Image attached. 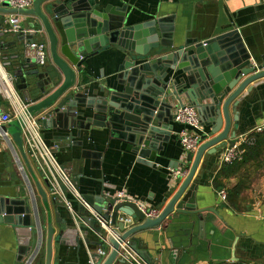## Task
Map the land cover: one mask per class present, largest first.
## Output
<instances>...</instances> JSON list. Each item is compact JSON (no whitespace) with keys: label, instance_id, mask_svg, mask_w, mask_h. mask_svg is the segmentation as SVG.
<instances>
[{"label":"crops","instance_id":"1","mask_svg":"<svg viewBox=\"0 0 264 264\" xmlns=\"http://www.w3.org/2000/svg\"><path fill=\"white\" fill-rule=\"evenodd\" d=\"M97 1L101 2V9L112 7L114 13L111 16L123 13V27L132 29L134 34L132 39L129 37L123 42L129 47L148 50L151 45L149 39L151 33L147 23L157 17L173 16L175 47L182 45L189 38L204 42L239 31L252 58L260 62L261 56L264 55V0ZM2 15L0 14V18ZM26 19L24 15L13 14L6 16L2 28L0 23V64H2L0 116L4 112H12L18 101L24 102L20 91L13 83L11 69L5 66V63L13 61L12 55L17 51L14 45L17 34L21 32L28 34L32 31ZM14 24H18L21 30L14 31L12 28ZM33 40L44 41L49 45L47 34L43 31L34 35ZM28 43L26 42L24 49L26 54L33 58ZM127 57V51L119 44L112 43L100 49L85 60L80 72L76 69V85L89 89L91 99L106 94L107 91H103L102 87L107 90L115 86L120 90L121 85L114 81L119 65ZM219 58L217 68L220 69L223 60L220 55ZM36 64L41 71L57 73L60 82L63 81V76L52 59L46 65H39L37 62ZM176 74L180 76L181 71ZM176 74L170 70L169 76ZM246 77L244 75L242 79ZM257 81L247 86L236 98L240 101L239 119L233 120L232 130L236 129L237 138L249 134L256 125L264 122V82L254 86ZM6 88L9 89L11 96L5 93ZM177 105L178 102L173 110H168V117L172 118ZM78 109H85V106L79 104ZM94 113L95 109H87L78 118L92 117ZM170 124L171 135L167 141L161 140L157 143L159 149L151 151L147 158L151 161L149 163L139 160L132 144L123 138L129 135L126 130L112 128L109 124L103 126L93 123L89 130H82L80 137L76 136L74 140H69L63 138L69 133L68 131L57 124L42 121L43 135L47 143L56 147L59 161L66 168L81 194L98 193L102 188L115 194L124 190L141 206L156 208L159 212L170 199L164 202L165 194L173 188L175 193L186 177V175L181 176L180 179L176 172L181 170L187 174L193 163L187 161V153L179 139L180 131L187 127L175 119ZM236 124L237 128L234 127ZM72 132L77 135V129L74 128ZM209 149L212 148L204 152L192 182H198L197 207H211V209L203 213L202 225L196 220L195 224L189 226L181 220L165 230L159 227L158 230L138 233L137 235L143 240L141 248L148 250L153 264H264V173L247 191L246 204L249 208L238 212L226 204L225 194L221 193L225 189L217 190L213 183L223 164L222 154L225 148H220L216 153H208ZM26 153L32 171L11 134L0 133V197L27 201L32 211L30 228L33 232L32 250L24 256L19 252L21 235L16 231L15 225L1 223L0 264H47L49 211L52 213L55 228L51 264L98 262V258L93 256L101 254L102 235L87 224L83 227L78 225L80 217L75 209L79 201L68 193V197L73 198L72 208H69L64 201L55 199L44 172L27 150ZM182 163L184 166H181ZM225 181L228 186H232L237 180L231 177ZM40 186L47 195L49 211ZM85 205L91 211L90 206ZM21 206L22 203L14 205L15 208ZM56 212L59 213L58 216ZM118 219L123 220L127 224L126 227L136 224L130 216L123 213L119 214ZM75 225L78 227H74ZM70 227L72 229H69ZM62 232L61 241L58 242L57 237ZM37 244L38 250L35 252ZM111 248L106 242V254L103 255V259L107 257ZM126 264L132 263L126 261Z\"/></svg>","mask_w":264,"mask_h":264},{"label":"water","instance_id":"2","mask_svg":"<svg viewBox=\"0 0 264 264\" xmlns=\"http://www.w3.org/2000/svg\"><path fill=\"white\" fill-rule=\"evenodd\" d=\"M113 13L110 6L101 9V2L97 0H33L27 8L0 4V14H3L1 28L6 16L21 14L27 17V24L32 29L28 34H17L14 40L17 51L12 55L13 61L5 66L10 67L15 88L28 104L27 113L47 114L44 120L69 132L64 139L80 137L82 130H89L93 123L109 124L112 128L126 130L129 135L123 138L132 144L139 160L149 163L151 161L147 158L151 151L159 149L157 143L167 141L171 135L170 122L174 114L172 118L168 117V110H173L177 102L181 105L189 102L196 108L202 126L200 146L195 153L187 154V161H192V166L175 193L173 188L165 194L164 202L170 199L158 216H147L138 201L130 196L120 198L105 188L98 193L82 194L84 202L79 201L75 209L80 217L78 225L87 224L103 237L105 235L112 247L105 259L99 253L93 256L98 258L96 264L126 263L131 258L128 250L147 264H153L148 250L141 248L143 240L137 234L159 227L165 230L181 220L189 226L196 220L203 224V213L211 207H197L198 182H192V178L208 148H212L208 153H216L220 148L233 146L238 140L236 129L232 130L233 120L239 119L240 101L236 98L251 83L259 80L255 86L264 82V55L260 62L252 58L239 31L204 42L189 38L175 47L173 16L157 17L147 23L151 33L148 50L129 47L123 42L134 37L132 29L123 27V13L111 16ZM42 31L49 39L51 59L63 76L62 82L57 73L41 71L35 58L25 52L26 42L33 41L34 35ZM112 43L124 47L128 56L119 65L114 81L121 85V89L111 86L105 90L102 87L106 94L91 99L89 89L76 85L77 71L83 69L88 57ZM219 55L223 60L220 69L217 68ZM170 70L174 74L181 71V75L170 77ZM244 75L247 77L242 79ZM79 104L85 109L79 110ZM91 108L95 109L92 117L78 118ZM23 125L22 118L12 119L0 124V133L11 134L32 171L24 145ZM234 127L237 128V124ZM74 128L77 135L72 132ZM46 181L49 184L48 179ZM40 190L49 211L47 195L41 186ZM15 203H22V206L15 208ZM120 213L130 216L136 224L126 227L127 224L118 219ZM31 214V207L25 199L0 197V224L15 225L21 235L19 252L24 256L32 250ZM99 218L109 225L110 232ZM54 232L49 211L47 264H51ZM62 235L63 232L58 235V242ZM101 241L102 250L106 251L107 241ZM122 244H126L127 249ZM34 250H38V244Z\"/></svg>","mask_w":264,"mask_h":264},{"label":"built area","instance_id":"3","mask_svg":"<svg viewBox=\"0 0 264 264\" xmlns=\"http://www.w3.org/2000/svg\"><path fill=\"white\" fill-rule=\"evenodd\" d=\"M32 2L33 0H0V4L7 3L15 8L30 7ZM12 28L14 31L21 30L19 29L18 24H14ZM28 47L39 65H46L51 60L49 45L46 42L33 40L28 43ZM1 71L2 64H0V72ZM1 84L0 81V86ZM7 89L8 88L5 89V93L8 96H11L9 89ZM15 97L17 98L18 96ZM27 109L28 104L18 101L14 105L12 112H4L1 114L0 124L9 122L15 118H22L24 123L23 139L25 149L37 163L39 168L44 172L45 178L49 181L50 189L54 198L64 201L69 208H72V202L69 200L68 193H71L78 201L84 202L82 194L77 190L66 168L59 161L56 155V147L49 145L43 135L42 121L46 118V115L44 113L28 114ZM174 119L187 127L179 133V139L185 153H195L200 146L199 139L202 129L196 108L188 103H185L184 105L178 104L174 110ZM255 132H264V122L256 125L249 134L241 135L233 146L225 147L222 154V162L231 163L241 159L244 153V148L242 147L243 144L253 143L254 139L250 138V134ZM176 173L178 176L186 175V172L181 170H178ZM221 193L224 195L225 191L223 190ZM117 195L120 198L129 196L124 190H120ZM141 207L149 217H156L160 214L159 210L156 208ZM99 220L107 229V232H110L111 228L109 225L101 218H99ZM102 239L107 241L105 235L104 237L102 236ZM107 243L109 242L107 241ZM122 245L125 247L126 244ZM125 248L127 249V247ZM128 253H130L131 258L129 261H131L132 264H147L131 251L128 250ZM101 254H106V251L102 250ZM92 264H96V262L93 261Z\"/></svg>","mask_w":264,"mask_h":264},{"label":"trees","instance_id":"4","mask_svg":"<svg viewBox=\"0 0 264 264\" xmlns=\"http://www.w3.org/2000/svg\"><path fill=\"white\" fill-rule=\"evenodd\" d=\"M250 138L254 141L243 144L242 158L231 163H223L213 180L217 190L225 189L226 204L238 212L249 208L246 204L247 191L264 173V132L252 133ZM231 177L237 181L234 185L228 186L225 180ZM69 199L71 201L73 198Z\"/></svg>","mask_w":264,"mask_h":264}]
</instances>
